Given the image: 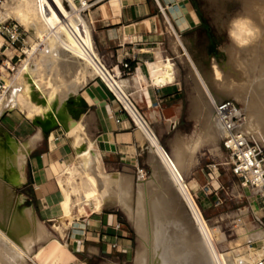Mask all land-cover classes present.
I'll return each mask as SVG.
<instances>
[{
	"label": "bare ground",
	"instance_id": "1",
	"mask_svg": "<svg viewBox=\"0 0 264 264\" xmlns=\"http://www.w3.org/2000/svg\"><path fill=\"white\" fill-rule=\"evenodd\" d=\"M64 2L65 0H15L13 2L14 4L9 5L6 3L4 4V8L0 9V30L1 25L5 24L12 16L19 19L26 27L33 28L36 31L35 36L39 42H35L32 45L31 53L35 54L39 51V47L43 45L46 50L45 54L49 59V65L48 63L46 64L49 68L46 69V72L43 71L49 76H53L54 78H57L58 76L59 78H57L58 80L55 78V83L48 80L51 85L48 82L47 86L49 85L50 88L45 94L44 99L38 102L36 101L35 89H39V87L34 86V88L32 85L34 84L32 82H34V80L37 82L36 79L38 78L35 72L37 69H35V64L26 67L28 68V71H25L26 76L23 80H21V78L19 79V77L23 73L22 71L24 68L18 70L16 78L20 80L19 83H16L13 78L4 75L3 72L6 87H9L10 90L7 94L6 100L0 102V117L5 111L18 108V110L20 109L27 114V116L36 123V126L41 129H48L56 121H62L69 115V113L74 111L72 110L70 103L73 98V88L79 84L80 80L84 78L87 82L90 77L97 75L101 76L110 88L119 96L131 114L135 124L139 127L141 134L150 142L153 149L151 152H154V155L152 154V156L158 160L157 163H155L153 171L155 173V180H161L163 182L162 184H164L162 187L169 186L173 190L170 189L171 191H168L165 189L164 191L163 188V194L159 192V195L161 194L162 196L156 195L158 198L151 201V207L149 206L150 204L148 205L152 210H150L152 214L149 212L151 214V217H149L150 220L152 218V221H150L152 228L151 231L149 228V222L147 221L148 217L146 216L148 210L145 212L146 209L144 210V206L141 205L143 203V194H140L141 197L139 200L141 204L136 215L133 214L131 205L129 204V184L127 185L124 183L122 186H119L120 188L118 192H116V197L114 195L116 202L134 217L138 232L141 236L140 238L144 240L143 243L145 242L143 251L140 250L141 252L138 254L137 264H190L188 263L186 256L182 257L183 252L187 249V245L181 243L183 242L182 240L179 242V238H174L172 234L168 232L169 227H167L169 222L174 221V229L176 228L184 232L189 230V228L186 230V227V229L182 228L186 224L182 226L183 221L180 219L181 214L180 216L177 215V217H179L178 219H172L173 217L170 219V216H168V213H170L168 212V209L170 210L172 207L176 208V205L179 204L178 202H180V200L177 202L178 198H181L186 202L189 207L188 209L193 216V220L195 221L194 233L192 232L193 234H190L188 231V234L192 237L189 236L191 237L190 242L187 238V243H189L188 246L190 245L195 253L197 264L256 263L264 254V249L262 248L258 250L257 254L252 252L256 254L254 255L255 257L245 258L241 256V258H238L237 256V259L234 258V260H232L229 253L222 252L219 250L220 248H217V243H220L221 239L216 235L217 232L212 229L205 220L203 213L191 192L190 184L186 182L183 175V168L181 169L182 166H180L183 165V163H179L180 157L182 158L183 154L178 150H173L171 154L162 146L158 136L152 130L148 121L127 95L120 77L110 72L104 59L95 49L87 18L81 14L74 15V11L72 10L74 7L68 8ZM244 8L245 12L235 16L230 22L229 37L232 44L225 50L227 55L224 53L228 60L225 63H220L215 59L212 60L211 73L204 72L193 62L198 81L201 85V97H203L202 100L204 106H207L206 109L208 110L206 121L204 120V128L202 127V138L206 141L213 142L215 145H217L219 138H222V133L212 111L213 102L231 97L236 98L242 103V111L247 114L244 127L245 132L253 134L255 138H260L259 136L262 134V132L258 131L256 128L254 123L255 116L253 117L252 115L255 103L250 99V96L252 95H248V89L251 88L250 83L248 84L250 78L248 76L249 73L248 70L244 69L243 64L240 63L238 56H240L241 53L255 52V50H258L259 46L264 42V30L262 29L264 28V0H245ZM0 37L3 39L0 47L1 49L7 42L1 34ZM26 49L27 48H24V53H26ZM238 51L240 54H238ZM31 56L32 55L26 60L25 66L30 63L29 61L32 59ZM98 61H100L102 65H100ZM6 64L11 66L10 61H6ZM253 65L254 66H252L251 70L253 71L252 76L254 73L259 75L257 85L262 87L264 86V63L255 61ZM40 66L42 67L41 64ZM227 66L233 69L234 72H230ZM1 70L3 71V67ZM175 71V64L166 61L162 65V72L156 75L155 81L162 84L173 82L175 80ZM63 88H66L68 91V96L65 99L60 98L61 92L64 91L62 90ZM37 92L39 93L38 90ZM41 94L43 95V93ZM249 94L252 93L250 92ZM79 101L80 99L77 102L79 103ZM200 104H202L200 103V100L195 99L194 110L198 111L201 108ZM71 129L73 128L71 127ZM78 137L79 136H77L76 139ZM78 147L82 158L80 165L72 167L65 180V185L71 191V194L76 195L80 193L79 207L83 209V211L85 210L87 213L85 207H88L93 211H99L103 209L109 201H112L111 198L113 195H111V190L106 187L105 190L102 191V194L99 187L97 175L99 170L96 173L97 163H99L97 154L92 152V149L90 148L82 149L79 145ZM25 148H22L17 144L14 139H11L9 134L0 127V264H28V261L32 260L31 254L33 240H35L34 236L37 230V215L35 216L32 207L23 205L24 198L16 189V186L20 184V181L23 178V164L28 152ZM190 148H192V146ZM229 158L230 156L227 154L226 162L229 161ZM78 174L87 179V184L86 186H81L82 189L78 184H75L76 176ZM153 183L157 184L155 181H153ZM102 185L109 186L108 182H105V180ZM158 186L160 187V185ZM155 187L153 189H155ZM140 189L142 190L141 187ZM158 190L160 191V189ZM153 194L155 196V192ZM176 196H178V198ZM144 204L146 203H143V205ZM181 204L184 205L183 202H181ZM69 205L72 210L77 208V202L75 200H71ZM146 208L148 209V207ZM173 211L176 212L175 209H173ZM185 216H187L186 213ZM70 217L72 218L73 216ZM73 219L74 218L69 220L72 222ZM179 220H181L182 224H179ZM43 229L39 224V234H37V238L44 234ZM150 232L152 235H150ZM257 232L259 233V231ZM261 232L262 231L257 235H252V239L262 240L264 242V233Z\"/></svg>",
	"mask_w": 264,
	"mask_h": 264
},
{
	"label": "crops",
	"instance_id": "2",
	"mask_svg": "<svg viewBox=\"0 0 264 264\" xmlns=\"http://www.w3.org/2000/svg\"><path fill=\"white\" fill-rule=\"evenodd\" d=\"M88 23L95 49L107 66L114 67L125 89L130 88L134 96L139 97L136 99L139 105L143 104L144 109L158 115L160 134L167 146H176L173 150L183 154L179 163H183L180 166L186 182L190 184L188 177L195 174L202 177L195 164L198 157L191 133L199 126L193 117L198 111L188 108L177 79L163 84L155 81L166 61L156 64L160 66L156 73H152L149 63L156 59L158 52L175 63L186 59L206 64L213 58L215 37L197 1L109 0L91 10ZM4 56L9 55L4 53ZM124 59L136 68L126 78L121 76ZM73 89L70 106L74 111L47 130L31 125L21 110H8L2 116L5 124H0L5 132L14 131L20 137L14 139L17 144L27 148L23 178L31 188L40 216L50 222L64 218L63 193L58 179L80 156L78 145L82 149H92L100 161L110 167L128 164L138 149V131L121 113L120 105L98 76ZM174 123L176 126L172 128ZM77 125L80 135L75 133ZM187 145L192 148L188 149ZM173 150L167 151L172 154ZM244 188L249 205L257 206L256 216L264 222V192L250 186ZM206 201L211 203L208 198ZM67 225L68 249L61 259L76 260L75 264H127L135 252V238L118 209L104 207L75 218ZM55 260L50 253L45 256L44 263Z\"/></svg>",
	"mask_w": 264,
	"mask_h": 264
},
{
	"label": "rangeland",
	"instance_id": "3",
	"mask_svg": "<svg viewBox=\"0 0 264 264\" xmlns=\"http://www.w3.org/2000/svg\"><path fill=\"white\" fill-rule=\"evenodd\" d=\"M14 1L15 0L3 1V3L0 4V9L4 8V4L6 3L9 5L14 4L13 3ZM196 1H197L198 8L204 20L211 26L214 37H215V47L212 51L213 58L209 60L208 62H206V64H196V65L199 68H201L204 72L211 73L212 72V67H211L212 60L215 59L216 61L220 63H225L228 60L226 56L227 52L225 50L228 46H231L232 44L231 39L229 37L230 22L235 16L239 14H243V12H245L244 10L245 0H196ZM10 23L17 24L19 25V27H21L22 31L25 33V36H24L25 40L23 43L19 42L15 44L14 49L12 47H10L9 50L1 48L0 49V65L2 64V61H10L11 66L8 64L10 67L9 70H6L5 66H2L4 75L8 76L9 78H13L16 81V83H19L20 80L16 78L18 70L20 68H24V70L22 71L23 73L19 77V79L21 78V80H23V78L26 76L25 75L26 72L28 71V68L26 67L27 66L30 67V65L35 64L34 65L35 69L37 68L35 72H36V75L38 76L36 80L38 83L35 82L34 80V82H32L34 84L32 85L33 87L34 86L39 87V89L38 88L35 89V93H36L35 95H36V101L40 102L44 99L45 94L50 88L49 85L47 86L48 82L50 81L52 83H55L58 76L57 78L55 77L56 78L55 79L53 76H49L48 74L45 73L46 69L49 68L48 67L49 59L45 54L46 50L44 49L43 45L39 47V51H37L35 54L31 53L32 45L35 42L36 43L39 42V40L35 36L36 31L33 28L26 27L22 22H20L19 19H17L14 16H12L11 19H9L6 22V24H10ZM262 29L264 30V28ZM2 42H3V39L0 37V47L2 45ZM261 46H259V49L261 48L262 49L255 50V52L252 51V52H246L244 54L243 53L240 54V52L238 51V54H240V56L238 57H239L240 63L243 64L244 69L248 70V73H249L248 76L250 78H249L248 84L250 83L251 88L248 89L249 91L248 95L249 96L252 95L250 96V99L255 103V107H254L255 110L253 109L252 115L253 117L255 116L254 123H255L256 128L258 129V131L262 132L261 136H259L260 138H256V139L260 145H264V86L260 87L257 85L259 75L254 73L252 76L253 71H251L252 66H254L253 63L255 61L264 63V42ZM24 48H27L25 50L26 53H24ZM4 53H7L9 56H4ZM30 55H32L31 56L32 59H30L29 61L30 63L25 66L26 60L30 57ZM11 57L13 58L11 59ZM168 60L175 64V70H176L175 80L177 79V81L182 85L184 94L187 99L188 108L193 107V110L195 109L194 108L195 99H199L200 103H202L200 104L201 108L197 112L198 115L193 114V117L198 122V125H199L198 129L191 132L193 134V139H192L193 144H194L193 149L196 150L197 152L196 155L198 157L195 164L198 170L202 173V177H198L197 174L193 175L192 177H188V181L190 182L191 192L197 204L199 205L208 225L217 232L216 235H218L221 239L220 243H217V248L218 249L220 248L219 250H221L222 252L229 253L232 260H234V258L237 259V256L238 258H241V256L245 258L253 257L254 255L257 254L258 250L261 249L263 241L253 240L251 236L259 234L260 231H262L261 233H264V228L261 226L260 221L257 218L256 213H255L257 212V206L253 205V207H251V205H249L248 200L246 198V192H245L246 189L242 185V180L234 176L233 173L231 172V169L228 166V162H226L227 154L223 149L221 137L219 138L217 145H215L213 142L206 141L202 138L203 128L205 125L204 120L206 121L208 110L206 109L207 106L206 107L204 106V103L202 100L203 97H201L202 96V92L200 89L201 85L198 81L197 73L193 66L194 61L189 62V60L183 59L181 60V62L175 63V61H172L168 57H163L161 53L158 52L156 54V59L154 61L149 62L150 65H152V68L150 69L152 73H156L160 71V66H156V64H158L159 62L168 61ZM249 61L251 64L249 63ZM47 63L48 65H46ZM40 64L42 65V67L40 66ZM38 68H40L41 70ZM227 68L230 72L232 73L234 72V70L231 69L229 66H227ZM39 71H42V72H39ZM37 72L38 74L39 73L40 74L38 75ZM93 77H90V78H93ZM126 77L128 76H124L123 78H126ZM80 82L85 83L86 81L84 78H82ZM152 83L155 84L154 82ZM37 90L39 91V93L37 92ZM62 90L64 91L61 92L60 98L65 99L68 96V91L66 90V88H63ZM127 91L131 94L133 102L136 104V106L141 111L145 119L148 121L152 130L158 136L162 146L166 150H169V151H172L173 148H176V146L168 147L166 144L165 138L161 136L158 115H156L150 110L144 109L143 104L139 105L136 100L137 98L139 99V97L134 96L133 94L134 91H130V88H127ZM250 92L252 94H249ZM41 93H43V95ZM228 99L235 102L241 109H243V105L239 100L233 97L228 98ZM13 110L15 112L20 111V109L18 110V108L13 109ZM244 113L246 114V112ZM5 114H3L2 116H4ZM2 116L0 117L1 126L5 124L4 117ZM26 117L28 118V122L31 125L33 126L36 125V123L31 118H29L27 114H26ZM246 117H247V114H246ZM130 121L132 122L134 128L138 131L137 137H138L139 142H138V149H137L135 158L126 165H118L117 167H110L106 165L105 163L101 162L98 156L99 163H97L96 173L99 170L97 175H98L99 187L101 189V192L104 191L106 187L107 189L109 188L111 190L112 192L111 195H113L111 198L112 201H109L108 203L114 204V205H107L108 204L107 203L105 207L118 209L121 212L128 228L132 231L133 236L135 238V244H136L135 252L130 262L127 264H137L138 254L141 251H143V248L145 247V244H144L145 242L143 243L144 240L140 238L141 236L138 232V228L136 226L134 217L130 215V213L126 209L122 208V206L119 203L116 202L115 200V197L117 195L116 192H118L120 188L119 186H122L124 183H126L127 185L129 184L130 186V203L129 204L131 205L132 212L135 215L137 214L138 208L141 204L139 199L141 195L143 194L144 196L142 195V198H143L142 201L143 203H146V204L143 205L142 203L141 205L144 206L143 207L144 210L146 209L145 212L148 210L146 212L147 213L146 216L149 218L151 217V214H152L151 212L152 210L151 208H149V206L151 207L152 205L151 201H153V199L158 198V196L156 195H159V192L163 194V190L165 191L166 189L168 191H171L172 188L169 186L162 187L164 185L162 184L163 182L161 180H159L160 182L155 180V173L153 171H154L155 163H157L158 160L156 158H153L154 156H152V154L154 155V152H151L153 151V149L151 147L150 142L141 134L140 129L134 124L131 118H130ZM6 131L9 134L11 139H15V140L20 139V137L17 136L14 131H11V130H6ZM75 133L80 135L79 125L76 126ZM249 136L254 137L253 134H249ZM170 137L172 138L174 136H170ZM81 140H83L82 137H81ZM81 159H82L81 156L77 157L76 161L72 163L71 165H69L66 168L65 172L63 173V175H61L58 179L60 181V188L63 193L62 209L64 213V218L60 219L59 221L50 222L48 220L43 219L40 216L37 206L34 205V198L32 196L31 188L30 186H28L25 178H23L20 181V184L16 186L17 191H19L20 195L24 198L23 205L32 207L35 213V216L37 215L36 216L37 217L36 218L37 230L34 236L35 240H33L32 254H31L32 260H29L28 264H45L44 258L47 254H50V253H53L57 260L50 262L49 264H75L76 263V260H73L70 258L61 259L66 256L67 249H68L66 241H67V230L69 226L67 224L71 222L70 220L72 218H74L72 220L73 222L75 218H78L80 216L94 212L88 207H85L87 213L85 212V210L83 211V209L79 207L80 193L76 195L71 194V191L65 185V180L67 179V176L70 170L74 166H79ZM24 161L25 162L23 164V173L26 171L25 163L27 162L26 160ZM104 177H107V178H104ZM86 180H87L86 178H83L82 175L78 174L76 176L75 184L76 185L78 184V186H80V188L82 189V187L86 186L87 184ZM104 180L105 182H108L109 186L102 185L104 184ZM153 181L157 182V184L160 185V187L162 188H160L156 183H153ZM153 186L154 187L156 186L155 189H153L154 188ZM140 187L142 188V190L140 189ZM158 189H160V191ZM257 190H260V189H257ZM154 192H155V196L153 194ZM151 193L154 196V198L151 195ZM161 194L159 196H162ZM150 195L152 199L150 198ZM144 197L146 200L144 199ZM176 197L178 198V196ZM207 198L211 201V203L208 204V202L206 201ZM71 200H75L77 202V208L75 210L74 209L72 210L71 206L69 205ZM179 200L180 202H178ZM182 200L183 199L178 198L177 202L179 204L176 205V208L172 207V209L171 208L170 210L168 209V212H170L168 213V216H170V219L171 217H173L172 219L174 218L178 219L179 217H177V215L180 216L181 214L180 219L183 221V224L181 223V220H179V224H182V226L186 224L182 228L186 227L187 228V229L185 228L186 230H188L189 228L188 230L189 233L193 234L195 230V221L193 220V216L191 215V211L188 209L189 207L187 206L186 202ZM181 202H183L184 205H182ZM146 207H148V209ZM173 209H175L176 212H174ZM183 211L186 213L187 216H185V213ZM70 212H73V213H70ZM70 216H73V217L71 218ZM148 218H147V221L149 222V228L151 231L152 228L150 225L151 223L150 221H152V218L151 220L150 218L149 219ZM66 219H68V222ZM173 223L174 221H171L167 224V227H169L168 232L171 233L174 238L175 237L179 238L178 240L179 242H181L180 240H182L183 242L181 243L186 244L187 249H189V250L186 249V251H184L185 253L183 252L182 257L186 256V259L188 260V263L190 264H197L195 253L191 249V246L190 245L188 246L189 243H187L188 240L190 242V239L192 236L188 234V231L184 232L176 228L174 229L173 226L175 223L174 224ZM39 224L42 227V229L44 228L43 229L44 234L41 236H38L37 238V234H39L38 233ZM189 225L190 226L193 225L191 227H194V228H191ZM257 231H259V233ZM150 235H152L151 232H150ZM34 241H35V244H34ZM249 255H252V256H249Z\"/></svg>",
	"mask_w": 264,
	"mask_h": 264
},
{
	"label": "built area",
	"instance_id": "4",
	"mask_svg": "<svg viewBox=\"0 0 264 264\" xmlns=\"http://www.w3.org/2000/svg\"><path fill=\"white\" fill-rule=\"evenodd\" d=\"M3 1L7 0H0V4L3 3ZM107 1L109 0H65L64 3L68 8L74 7L72 9L74 15L81 14L89 20L91 10ZM0 34L6 39L7 43L2 46V49L6 50L10 47H14V45L19 42L23 43L25 40V33L17 24H2ZM98 62L102 65L100 61ZM2 65L5 66L6 70L10 69L6 64V61H2V64L0 65V102L6 100L7 94L10 90L9 87H6V81L3 77V71L1 70ZM121 67L122 77L130 76L136 71V68H133L132 64L127 59L121 61ZM108 68L110 69V72L116 75L114 67L108 66ZM97 76L103 81L107 89L112 93L115 100L120 105L121 113L125 114L129 120L131 118L134 122L131 114L119 96L110 88L101 76ZM126 92L132 100L131 94L127 89ZM6 112L7 111L3 114ZM213 113L222 133L221 141L223 149L230 156L228 166L231 169V172L234 176L242 180V185L244 187L250 186L264 192V145H260L255 137H251L245 132L246 114L235 102L229 99L214 101ZM117 122H120V120H117ZM175 126L176 124L174 123L172 128H175ZM260 224L264 228V222L260 221ZM261 248L264 249V242ZM255 264H264V254Z\"/></svg>",
	"mask_w": 264,
	"mask_h": 264
},
{
	"label": "water",
	"instance_id": "5",
	"mask_svg": "<svg viewBox=\"0 0 264 264\" xmlns=\"http://www.w3.org/2000/svg\"><path fill=\"white\" fill-rule=\"evenodd\" d=\"M39 123H41V122H39ZM43 129H45V128H43ZM45 130H47V129H45Z\"/></svg>",
	"mask_w": 264,
	"mask_h": 264
}]
</instances>
